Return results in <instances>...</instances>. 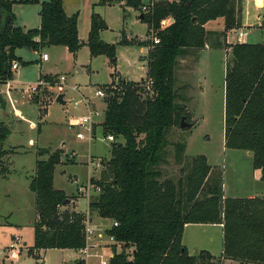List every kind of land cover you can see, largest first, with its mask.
Masks as SVG:
<instances>
[{
  "label": "trees",
  "instance_id": "16d2710c",
  "mask_svg": "<svg viewBox=\"0 0 264 264\" xmlns=\"http://www.w3.org/2000/svg\"><path fill=\"white\" fill-rule=\"evenodd\" d=\"M16 2L40 4L39 28L14 25ZM114 4L135 10L146 7L143 21L149 34L157 31L155 37L160 43L152 44L148 53L153 96L141 86L124 84V94L116 92L106 99L101 124L104 136L122 137L124 143L113 144L112 156L102 165L99 179H91L100 192L90 200L88 213L70 208V203L65 205L66 193L54 186V171L63 162L64 150L37 151L39 159L29 185L36 196L37 215L30 255L39 257L41 251L50 249L81 250L86 246L90 218L96 214L112 220V228L106 233L122 245L121 252L115 247L110 264L213 262L214 256L207 251L198 256L189 254L183 244L188 224L222 225L226 258L264 264V199L225 197L222 174L213 175L214 169L205 156L192 159L188 172L177 181L162 180L160 169L169 131L180 127L181 117L186 119L175 105L174 70L178 58L206 46L230 48L225 76V144L230 149L254 152L253 165L261 170L264 182V40L258 44L226 42L228 32L242 28L243 0H161L147 6L142 0H99L97 5ZM7 18L10 22L0 32V84L12 79L14 62L29 64L16 54L22 48L41 52L52 46L64 47L75 57L86 45L91 57L105 55L112 65L116 63V45L101 40L100 33L108 26L96 12L86 42L79 38L78 15L69 17L63 0H0V31ZM169 18L174 23L163 29L162 22ZM218 20L223 22L221 32L206 28ZM121 44L130 43L124 36ZM9 135V128L3 124L1 177L10 174L8 165L16 152L1 148ZM184 149L179 145V152ZM44 156L47 159H40Z\"/></svg>",
  "mask_w": 264,
  "mask_h": 264
},
{
  "label": "rangeland",
  "instance_id": "374dc122",
  "mask_svg": "<svg viewBox=\"0 0 264 264\" xmlns=\"http://www.w3.org/2000/svg\"><path fill=\"white\" fill-rule=\"evenodd\" d=\"M97 1H65L68 12L70 9L79 11L78 31L83 39L87 38L92 7ZM156 1L161 0H142L144 6ZM94 11L104 18L108 26L107 30L101 32V39L116 45L115 65H110L105 55L98 56L90 64V53L86 45L78 52L76 59L72 54L66 53L64 47L46 48L51 60L43 61L42 64L38 52L22 48L19 53L29 64L24 66L19 63V68L13 70L12 81L19 90H12L15 87L10 83L0 87L3 99L0 97V128L4 124L10 130V135L1 148L5 151L16 150L11 157V164L8 165L9 179L0 177V264L79 263V250L41 251V258L29 253V248L34 245V225L37 217L36 196L29 185L35 173L36 161L39 159L37 151L64 150L63 162L57 165L54 171V186L65 192L70 202L78 201L79 211L86 212L88 201L99 193L89 186L91 179H97L93 176H97L100 170L95 162L106 163L112 156L114 144L104 136L101 126L105 118L107 98L97 96L96 92L100 88L122 87V92L115 93L124 94V84L137 86L147 83L150 79L147 76L146 58L157 31L153 30L152 34H149L147 23L139 20L144 16L146 7L135 10L118 4L94 5ZM13 13L14 23L23 28H39L41 24L39 4L16 2L13 5ZM244 19L250 21V24L246 27L244 25L242 30H247L250 26L253 28L241 41L257 43L264 40V27H254L256 21H264V2L254 8L246 7ZM218 27L215 24V28ZM221 31L219 29V32ZM124 36L130 44H121ZM237 39L236 34L230 37L231 42H236ZM137 42L140 45L136 44ZM211 54L208 60L198 57L199 62L195 64L194 57L185 60L182 56L178 58L174 70L175 105L181 109V116L186 115V121L192 126H176L169 131L168 145L163 154L164 162L160 167L162 180H179L183 173L188 172L192 159L205 156L208 164L214 169L213 175L222 174L223 190L227 196L247 198L254 195V198L264 199V182L254 173L253 157L244 150L226 147L225 76L228 55L224 52ZM140 62L143 64L142 68L138 66ZM50 71L57 74L46 75L41 79L43 74ZM115 71L128 81L134 82H123L119 77L113 79ZM62 76L65 81H61ZM112 80L114 81L111 82ZM109 82L111 83L102 86ZM34 86L36 91L31 90ZM61 93H65L66 105L56 102ZM83 97L89 100L90 105L94 103L99 112L94 118V131L87 126L71 124V120H79L90 114ZM115 142L124 143V139L118 137ZM179 145L185 146L183 152L178 151ZM2 158L5 161L7 156ZM40 159H47V156ZM5 166L6 164L2 165ZM84 185L88 189L79 191ZM111 222L109 219L96 218L92 225L109 226ZM15 236H20L27 246L23 247L18 259L10 260L6 256V248ZM183 244L187 246L191 256H198V249L202 245L210 247L215 255L220 256L222 229L190 225L184 231ZM121 250L122 247L118 251ZM127 251L131 252L129 249ZM88 264H100V259L90 258Z\"/></svg>",
  "mask_w": 264,
  "mask_h": 264
},
{
  "label": "crops",
  "instance_id": "0c3cea01",
  "mask_svg": "<svg viewBox=\"0 0 264 264\" xmlns=\"http://www.w3.org/2000/svg\"><path fill=\"white\" fill-rule=\"evenodd\" d=\"M65 1L66 0H63V4H64V9H65V12H66V14L69 16V17H71V16H73V15H75V14H79V11L78 10H75V9H70L69 11L70 12H68L67 11V9H66V5H65ZM170 1H172V0H170ZM262 1V3L261 4H259V0H243V15H242V28H243V26L244 27H246V26H248L249 24H250V21H247V19L245 20L244 19V10L246 9V7L248 8H254L255 7V5L256 6H259V5H263V2H264V0H261ZM98 2H99V0L97 1V2H95L94 4H93V7H92V12H91V16H90V25H89V31H88V35H87V38L86 39H83V37H80L79 36V38H80V40L81 41H83V42H86L87 41V39H88V36H89V32H90V27H91V17H92V14H93V12H95L94 11V5H97L98 4ZM39 6H40V4H39ZM40 9H41V6H40ZM99 14V13H98ZM100 15V14H99ZM101 16V15H100ZM246 16V15H245ZM102 17V16H101ZM142 17V16H141ZM141 17H140V19L139 20H141L142 22H143V20L141 19ZM103 18V17H102ZM41 19V18H40ZM78 19H79V17H78ZM104 19V18H103ZM106 22V21H105ZM264 22V21H263ZM263 22H261V21H256L255 23H254V26H260V25H262L263 24ZM145 23V22H144ZM215 24H217L219 27L216 29L215 28ZM14 25H16L15 23H14ZM16 26H18V25H16ZM21 27V26H20ZM206 28L208 29V30H213V31H219V29H220V31L221 30H223V28H224V26H223V22H222V20H218V21H214V22H211V23H209L207 26H206ZM242 28H240V29H242ZM263 28V27H262ZM24 29H27L26 27H24ZM240 29H238V30H235V31H230V32H228L227 33V37H226V42H227V44H229V45H233V44H236V43H238L239 41H238V39H237V41L236 42H231L230 41V37L232 36V34H236V35H238L237 33H238V31L240 30ZM78 30L80 31V25H79V21H78ZM102 32V31H101ZM148 33H149V27H148ZM100 38H101V33H100ZM102 40V39H101ZM103 41V40H102ZM263 41V40H262ZM262 41H260V42H257V43H254V42H247V41H240L239 43H249V44H258V43H261ZM104 42V41H103ZM142 42V41H141ZM105 43H107V42H105ZM132 43V42H131ZM108 44H111V43H108ZM133 44V43H132ZM136 44H138V42L136 43ZM142 44V43H141ZM138 45H140V43L138 44ZM145 46H147V45H145ZM84 47V46H83ZM82 47V48H83ZM50 48V47H49ZM52 48H60V47H58V46H52L51 47V49ZM148 48V47H147ZM64 49H66V50H64V51H67L66 53H70L68 50H67V48H64ZM89 49V48H88ZM81 50V49H80ZM19 51H20V49L19 50H17L16 51V54H17V56H19L21 59H22V57H21V55H20V53H19ZM216 52H224L226 55H228L229 53H230V48H228V49H226V48H220V49H214V48H212V47H209V46H206L204 49H202V50H200V51H197V50H191V51H188L186 54H184L182 57H185L183 60H185V59H190V57H194V59H193V64H195V62H199V59L200 58H204V59H206V60H208V58H209V56L211 57V53H216ZM89 53H90V50H89ZM148 53H149V49H148ZM38 54L41 56V59H40V63L42 64L43 63V61L44 62H49L50 60H51V56L48 54V52L46 51V48H44V49H42L41 50V52H38ZM43 54H48V60H43L42 59V56H43ZM71 54V53H70ZM211 54V55H210ZM73 55V54H72ZM78 56V53H77V55L74 57V55H73V57L76 59V57ZM98 57V56H97ZM97 57H91V55H90V64L92 63V61L94 60V59H96ZM199 57V59H197ZM107 59H108V62H109V64L110 65H112L111 63H110V60H109V58L107 57ZM23 60V59H22ZM146 60H147V76H148V55H147V58H146ZM24 61V60H23ZM24 62H26V61H24ZM186 62V61H185ZM19 63V62H18ZM76 65H78V64H76ZM138 66L140 67V68H142L143 67V64L140 62L139 64H138ZM76 67H78V66H76ZM79 68H77V74H79L80 73V71L78 70ZM50 74H57V73H54V72H52V71H50V72H48V73H45V74H43L42 75V77H41V79L44 77V76H46V75H50ZM59 75H61V74H59ZM113 76V79H115L116 77H119V78H121L122 79V81L123 82H134V81H128L125 77L123 78L122 76H121V74L120 73H118L117 71H115V74H113L112 75ZM66 81H67V79H66ZM114 80H112L111 82H113ZM111 82H109V83H107V84H104V85H102V86H105V85H108V84H110ZM8 83H10V85H12V86H14L15 87V89H12V90H19L18 88H17V86L15 85V83H13V81H12V79L11 80H9L7 83H5V84H0V87L1 86H3V85H7ZM77 87L75 86L74 87V89H76ZM8 89V88H7ZM12 90H10V91H12ZM0 97H1V94H0ZM1 100H3L2 99V97H1ZM93 105L95 106V104L93 103ZM253 157V156H252ZM74 160V159H73ZM109 160V159H108ZM75 162V161H74ZM253 164H254V162H253ZM253 167H254V165H253ZM100 173H101V170H99V172H98V175L97 176H93V177H97V179H99V177H100ZM254 173H255V175L258 177V179H260L261 180V176H262V172H261V170H259V169H255L254 168ZM9 176H10V174L7 176V177H2V179H5V180H7V179H9ZM1 177V176H0ZM224 195H225V197H229V196H227L225 193H224ZM231 198H241V197H231ZM247 198H254V195H251V196H249V197H247ZM77 202L78 201H76V202H74V201H71V202H69L70 203V205H71V207L70 208H72V209H75L76 211H78V212H82V211H79L78 210V204H77ZM88 206H89V201H88ZM83 213H88V210L86 211V212H83ZM96 218H101V217H99V216H97L96 214H94V215H92V217L90 218V221H89V225H90V227H92L94 230H96V231H98V230H105V232H107L109 229H111L112 228V225H113V222H111V224L109 225V226H103V225H96V226H93L92 225V222L94 221V219H96ZM104 219V218H103ZM105 220H107V219H105ZM110 220V219H109ZM112 221V220H111ZM190 225H197V226H211V227H218V228H220V229H222V245H221V249H220V256L219 255H215V252L210 248V247H206L205 245H202V246H200V248L198 249V252H201V251H207V252H209L212 256H214V260H213V262H211V263H203V264H246V263H242V262H240V261H235V260H232V259H228V258H226L225 256H224V254H223V226L222 225H211V224H188V225H186V227H188V226H190ZM106 227H108V228H106ZM186 227H185V229H186ZM185 231V230H184ZM107 234V233H106ZM183 236H184V234H183ZM97 242H99V244H100V247L99 248H97L96 250H94L93 252L95 253L91 258H99L98 256H108V255H110V252H111V250L112 251H114L115 250V247H116V250L118 251L119 249H120V247H122V245L121 244H107V245H105V243H106V241L105 240H101L100 241V239L98 240H96ZM95 241V242H96ZM24 245L25 246H27V243H24ZM8 247V246H7ZM187 247V246H186ZM188 249V248H187ZM6 250H7V248H6ZM51 250V249H50ZM46 251H48V250H46ZM77 252V251H76ZM119 252V251H118ZM79 254H80V252H79ZM7 256V255H6ZM90 259V258H89ZM217 262V263H216ZM78 264H84V262L82 261V259H81V257H80V259H79V263ZM202 264V263H201Z\"/></svg>",
  "mask_w": 264,
  "mask_h": 264
},
{
  "label": "built area",
  "instance_id": "2783aa9c",
  "mask_svg": "<svg viewBox=\"0 0 264 264\" xmlns=\"http://www.w3.org/2000/svg\"><path fill=\"white\" fill-rule=\"evenodd\" d=\"M172 23H174V19L173 18H169L165 21L162 22L161 26L162 28H166L169 25H171ZM255 27V26H254ZM257 27H264V22L262 25L257 26ZM253 27L250 26L248 27L247 30H242L240 29L238 31V41L240 42L242 40L243 37L248 36L249 31L252 29ZM153 44L157 45L160 43V40L157 37H154L152 39ZM48 54H43L42 59L43 60H48ZM19 68V63L18 62H14L12 69L13 70H17ZM61 81H65V77L62 76L61 77ZM153 80L149 79L147 83L145 84H139L137 86H141L143 87V89H145L147 95H151L153 94L152 89H153ZM30 88V87H29ZM60 89H62V87H59ZM116 89V90H115ZM31 90L36 91V87H31ZM123 88L120 87H107V88H100L97 90L96 95L99 97L104 98H108L110 96H113L115 94V91L118 92H122ZM84 99V103L85 105L89 108L90 110V114L83 116L82 118H80L79 120H71V124L73 126H87L90 127L92 129L93 127V123L94 122V118L99 114V112L96 110L95 106L92 104H89V100L85 97H83ZM105 115V114H104ZM92 131H94L92 129ZM110 142L115 143V137L114 136H108L106 137ZM93 164V163H92ZM95 164L100 168V170L102 169V163L100 161L95 162ZM87 185V184H86ZM89 186H91L93 188V190H97L98 192H100V188L94 186L91 184V180L89 182ZM88 189L87 187L85 188V185L82 186V188L79 189V191H84ZM114 226H118L117 223L114 224ZM105 240L107 244H120L118 243L115 238L113 236H109L108 234H106L105 230H94L92 227H90L89 223L87 226V230H86V246L84 248H82L81 250H79L80 254H81V259L84 262V264H88V260L89 258H91L95 253L93 252L94 250H96L97 248L100 247L99 242H97L96 240ZM96 241V242H95ZM24 243L21 239L20 236H15L12 240V242L8 245L7 247V257L10 260H16L20 257V255L22 254L23 251V247H24ZM100 259V264H110L111 259L114 257V251L111 250L110 255L108 256H98Z\"/></svg>",
  "mask_w": 264,
  "mask_h": 264
},
{
  "label": "water",
  "instance_id": "95a60500",
  "mask_svg": "<svg viewBox=\"0 0 264 264\" xmlns=\"http://www.w3.org/2000/svg\"><path fill=\"white\" fill-rule=\"evenodd\" d=\"M259 4H261V0H259ZM141 19L143 20V16L141 17ZM9 22H10V18H7L4 26L2 27V29L0 31L1 33L4 31V29L9 24ZM64 98H65V93H61V94H59L57 96L56 102L59 103V104H61V105H66L67 102L65 101ZM180 126H181V128H186V127H191L192 125L186 121L185 117H182ZM248 154H249V156H253L254 155V152L248 151ZM69 202H70V200L67 199V200H65L64 204L65 205L66 204H69Z\"/></svg>",
  "mask_w": 264,
  "mask_h": 264
}]
</instances>
